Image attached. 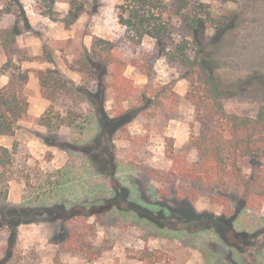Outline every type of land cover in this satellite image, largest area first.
<instances>
[{
    "label": "rangeland",
    "instance_id": "374dc122",
    "mask_svg": "<svg viewBox=\"0 0 264 264\" xmlns=\"http://www.w3.org/2000/svg\"><path fill=\"white\" fill-rule=\"evenodd\" d=\"M80 1L83 9L69 28L60 21L52 28L42 24L44 18L54 21L43 14L42 0L14 2L10 7L17 14H4L0 24L17 30L21 38L33 34L48 43L54 56L49 67L94 90L95 80L70 70L68 63L82 56L93 36L117 41L120 53L129 55L122 46L125 28L118 21L123 0ZM25 4L36 16L24 9ZM0 5L7 1L0 0ZM191 5L193 15L204 16L208 10L214 25L186 32L182 19L163 11L172 38L187 37L190 57L199 59L227 88L223 98L227 112L255 115L264 105V0H191ZM68 8V0L54 6L58 17ZM27 13L40 22L29 26ZM221 20H226L224 26H219ZM60 34L62 44H51L50 37ZM22 49L0 45V77H8L28 101V115L17 122L14 133L0 135V145L8 148L0 153V162L5 163H0V215L8 204L25 208L27 220L39 207L49 211L35 222L19 224L12 242L0 217L1 262L264 264V233H260L264 199L249 201L242 186L199 160L195 141L200 125L187 96L185 68L163 55L155 39L145 36L134 53L151 58L152 72L147 75L128 66L130 95L121 101L109 88L104 116L85 96L41 88L40 71L48 66H42L40 56H29ZM107 81L111 83L109 77ZM169 82L180 95L176 103L153 96L157 87ZM136 108L141 110L132 121L119 122L120 115ZM43 122L63 124L51 130ZM45 135H58L79 147L93 144L91 152L98 154L99 166L82 151L44 144ZM241 167L242 173L251 174L248 159L241 160ZM129 201L136 202V211L129 209ZM231 217L232 227L227 228L225 219ZM215 220L218 223L213 224ZM217 227L223 228V238ZM246 234L249 244L243 243Z\"/></svg>",
    "mask_w": 264,
    "mask_h": 264
},
{
    "label": "trees",
    "instance_id": "16d2710c",
    "mask_svg": "<svg viewBox=\"0 0 264 264\" xmlns=\"http://www.w3.org/2000/svg\"><path fill=\"white\" fill-rule=\"evenodd\" d=\"M6 1L7 5L4 7L0 5V23L4 14H17L10 6L18 0ZM42 1L46 3V10L42 11L43 14L51 20L62 22L65 28H69L77 20L83 9L80 0H68L69 8L66 14L58 17L54 6L59 0ZM198 6L207 7L204 3H198ZM191 7V0H174L170 5L164 3V0H123L118 12V21L125 28L122 46L128 50L129 55L120 53L117 41L93 36L90 47H84L82 56L68 63V68L84 73L95 80V89L90 90L87 86L77 85L74 80L55 67L40 71L41 88L51 89L53 94L59 90H66L69 93L85 96L93 105L96 113L104 116L109 88L121 101L130 95L132 85L125 76L128 66H133L147 75L152 72L151 58L138 57L134 53L141 46L145 36L155 39L161 46L163 55L185 68L183 77L190 83L187 96L191 97L194 103L195 117L200 125L199 135L195 141L199 160L217 172L226 173L231 181L242 186L245 195L250 197L249 201L260 202L264 199V105L260 106L255 115L243 116L225 110L223 98L227 93V88L216 74L206 68L199 59L190 57L187 37L183 36L180 40L172 38L169 17H164L163 11H169L170 16H178L184 21L183 29L186 32H194L200 26L214 25V20L208 10L204 9V16L193 15ZM218 23L219 26H224L226 20ZM17 33L15 29L0 27V45L6 48L15 44ZM48 50L47 46H43L39 58L53 64L54 56ZM108 77L111 79L110 84L107 81ZM22 78L25 77L22 75ZM49 83L50 86H47ZM10 84L11 82L0 88V135H12L17 122L28 115V101L16 87ZM173 84L169 82L157 87L153 94L154 98L168 100L172 103L178 102L180 95L173 89ZM140 110L136 108L124 112L120 115L119 122L123 124L132 121L137 114L136 111ZM43 124L53 130L58 129L63 123L43 122ZM42 142L48 146L82 151L89 154L96 166H99L97 165L98 154L91 152L93 144L79 147L61 141L58 135L56 137L42 136ZM7 152L8 148L0 145V153ZM242 159L249 160L251 174L242 173ZM0 163L2 166L5 165L4 161ZM98 170L101 169L98 168ZM136 205V202L129 201L130 210L136 211L134 209ZM7 206V210L1 213L0 217L5 220L1 224L6 225L11 231L10 242L19 224L26 221L35 222L49 211L48 208L39 207L30 213L32 217L27 220L26 216L29 213H26L28 211L25 208L9 204ZM216 223L218 222L215 220L213 224ZM225 224L227 228L232 227V217L225 219ZM217 228L216 231L223 238V233H221L223 228ZM260 233H264V230ZM249 237V234L242 236L244 244L250 243ZM0 264L4 263L0 261Z\"/></svg>",
    "mask_w": 264,
    "mask_h": 264
},
{
    "label": "crops",
    "instance_id": "0c3cea01",
    "mask_svg": "<svg viewBox=\"0 0 264 264\" xmlns=\"http://www.w3.org/2000/svg\"><path fill=\"white\" fill-rule=\"evenodd\" d=\"M22 8H23V6H22ZM24 9H26L29 13H31L32 16H36V13L33 11V9H31L29 4H25L24 5ZM29 13H27V15H25L27 23L29 24V26H32L36 22H40V21H33L32 20L33 18H32L31 15H29ZM10 14H12V13H10ZM46 20H48V19L44 18V20L41 21V22H42V24H44L45 26H48L49 28H52V26H54V24H57L56 21H50L51 23H48ZM51 24H53V25H51ZM57 26H59L61 31H65V28L61 27V25H57ZM0 27H1V24H0ZM1 28H8V27H1ZM59 33H60V31H58V34ZM19 36L20 35L16 36L15 45L23 48L22 50H24V48H25L26 51H27L26 54L29 55V56H41L43 46H47V44H48V43L42 42L40 38H38L37 36H34L33 34H28L26 36V38H21ZM63 40L64 39H63V35L62 34L53 35V36L50 37L51 44H62ZM41 63H42V66H44V67L45 66L49 67V65H51V63L47 62V61H42ZM4 77H6L4 74H2L1 77H0V88L5 86V85H7L9 83L8 77H6V79H4ZM33 110H34L33 108H30L29 111L33 112Z\"/></svg>",
    "mask_w": 264,
    "mask_h": 264
}]
</instances>
